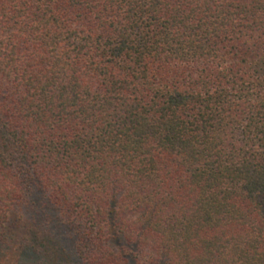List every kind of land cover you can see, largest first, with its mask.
<instances>
[{"label":"trees","instance_id":"16d2710c","mask_svg":"<svg viewBox=\"0 0 264 264\" xmlns=\"http://www.w3.org/2000/svg\"><path fill=\"white\" fill-rule=\"evenodd\" d=\"M57 223L91 264H264V0H0V264Z\"/></svg>","mask_w":264,"mask_h":264},{"label":"rangeland","instance_id":"374dc122","mask_svg":"<svg viewBox=\"0 0 264 264\" xmlns=\"http://www.w3.org/2000/svg\"><path fill=\"white\" fill-rule=\"evenodd\" d=\"M70 225H55V234L40 243V252L27 247L2 246L5 264H91L76 253V241L69 233ZM22 242V241H20ZM123 243H128L124 240ZM20 244V243H18ZM131 245V244H130Z\"/></svg>","mask_w":264,"mask_h":264}]
</instances>
